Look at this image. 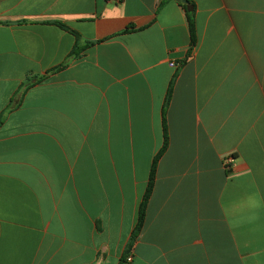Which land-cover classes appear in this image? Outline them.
Segmentation results:
<instances>
[{
	"label": "crops",
	"instance_id": "1",
	"mask_svg": "<svg viewBox=\"0 0 264 264\" xmlns=\"http://www.w3.org/2000/svg\"><path fill=\"white\" fill-rule=\"evenodd\" d=\"M193 2L0 0V264H264V0Z\"/></svg>",
	"mask_w": 264,
	"mask_h": 264
},
{
	"label": "trees",
	"instance_id": "2",
	"mask_svg": "<svg viewBox=\"0 0 264 264\" xmlns=\"http://www.w3.org/2000/svg\"><path fill=\"white\" fill-rule=\"evenodd\" d=\"M187 1H188V3L184 5V8L186 9L187 20L189 23V29H190V35H191V44H192L191 46L194 47V45H196V43H197L196 21L194 20L195 16H196V6H195V3L193 2V0H187ZM57 25L60 26L62 29H66V30L68 29L65 25H63L61 23H57ZM90 45H93V44L87 43V46H90ZM79 51H80V47L78 45L76 47V49L74 50L73 54L75 56H77ZM64 67H65V65H62V66L57 67L55 69H51V71H49L47 73V75L48 76L51 74L53 75L56 72L64 69ZM46 79H47V76H42V77H39L37 79H28V81L25 84V87L30 88L36 84H39V83L45 81ZM166 144L164 146V149H166ZM156 169H157V163H155L153 168H152L149 186H148L147 192L143 198V201H141L142 204H141L140 210H139L138 223H137L136 227H134L135 229H134L131 241L129 243V246L127 248L126 254H128L131 251L133 244H134L135 240L137 239L138 235L140 234L142 227L144 225L145 217H146L147 204H148V201L151 197L153 187H154V181H155V177H156L155 176L156 175ZM126 262H127V256L122 257L120 264H126Z\"/></svg>",
	"mask_w": 264,
	"mask_h": 264
},
{
	"label": "built area",
	"instance_id": "3",
	"mask_svg": "<svg viewBox=\"0 0 264 264\" xmlns=\"http://www.w3.org/2000/svg\"><path fill=\"white\" fill-rule=\"evenodd\" d=\"M172 67H177V66H179L177 63H171L170 64ZM234 162V158L232 157H227L226 159H225V165H226V167L227 168H230L231 167V165H232V163ZM132 260V258L130 257L129 259H128V261H131Z\"/></svg>",
	"mask_w": 264,
	"mask_h": 264
},
{
	"label": "water",
	"instance_id": "4",
	"mask_svg": "<svg viewBox=\"0 0 264 264\" xmlns=\"http://www.w3.org/2000/svg\"><path fill=\"white\" fill-rule=\"evenodd\" d=\"M176 1H178V2H182V3H184V4H187V3H188L187 0H176Z\"/></svg>",
	"mask_w": 264,
	"mask_h": 264
}]
</instances>
